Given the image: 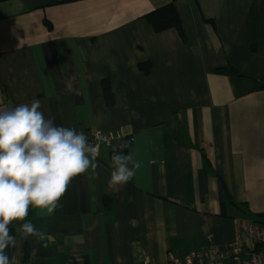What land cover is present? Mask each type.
I'll return each mask as SVG.
<instances>
[{"label": "crops", "instance_id": "0c3cea01", "mask_svg": "<svg viewBox=\"0 0 264 264\" xmlns=\"http://www.w3.org/2000/svg\"><path fill=\"white\" fill-rule=\"evenodd\" d=\"M170 2L0 0V109L39 100L57 126L130 133L140 163L131 181L109 187L103 147L62 208H33L26 220L48 247L18 231L6 249L14 264H173L225 249L239 219L264 221V0H175L186 39L147 18Z\"/></svg>", "mask_w": 264, "mask_h": 264}, {"label": "clouds", "instance_id": "9594fccd", "mask_svg": "<svg viewBox=\"0 0 264 264\" xmlns=\"http://www.w3.org/2000/svg\"><path fill=\"white\" fill-rule=\"evenodd\" d=\"M40 108L41 102L33 100L0 109V264H14L6 253L15 246L9 227L13 221L23 222L17 231L24 239L48 247L50 237L26 220L30 207L53 215L63 207L60 200L72 179L98 166V144L90 143L83 130L57 126ZM111 167L108 184L116 188L133 179L140 163L114 152Z\"/></svg>", "mask_w": 264, "mask_h": 264}, {"label": "built area", "instance_id": "2783aa9c", "mask_svg": "<svg viewBox=\"0 0 264 264\" xmlns=\"http://www.w3.org/2000/svg\"><path fill=\"white\" fill-rule=\"evenodd\" d=\"M99 135L100 140L96 137ZM89 138L93 145L98 144V157L103 147L112 150L123 140L121 130L109 132L95 131ZM113 152H111V156ZM237 239L225 249L216 246L202 247L191 250L180 257H172L173 264H222L229 261L231 264H264V221L258 219L242 218L238 221ZM143 264H157L145 259Z\"/></svg>", "mask_w": 264, "mask_h": 264}, {"label": "trees", "instance_id": "16d2710c", "mask_svg": "<svg viewBox=\"0 0 264 264\" xmlns=\"http://www.w3.org/2000/svg\"><path fill=\"white\" fill-rule=\"evenodd\" d=\"M174 1L175 0H172V2H170L169 4L153 10L147 15V18L155 27L156 31H164L170 28H175L177 29L181 37L183 39H186L183 23L175 7ZM47 25L49 27H52V24L50 22H47ZM140 65L145 72L148 73L150 71L151 62L149 61L144 62L141 63ZM218 71L228 75H236L238 73V71L233 67H221L218 68ZM102 86L106 97V101L112 103L114 99H113L112 88L109 84V81L108 80L102 81ZM132 143H133L132 134L127 133L124 136L123 140L111 152L113 153L122 152L123 154L128 155L130 153V148L132 146ZM102 203H103V208L105 210H110L113 207V197L107 194L104 195L102 198ZM257 216L264 218V213H259ZM32 217H33V208L30 207L28 218H32ZM9 227L11 229V234L16 235L18 232L17 221H13ZM28 256H29V250H27L26 252V259H28Z\"/></svg>", "mask_w": 264, "mask_h": 264}]
</instances>
